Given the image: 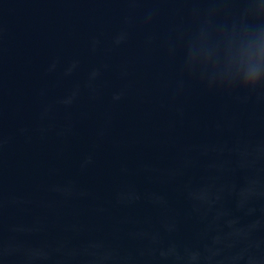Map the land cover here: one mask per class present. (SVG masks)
<instances>
[{"label":"water","instance_id":"obj_1","mask_svg":"<svg viewBox=\"0 0 264 264\" xmlns=\"http://www.w3.org/2000/svg\"><path fill=\"white\" fill-rule=\"evenodd\" d=\"M264 0H0V264H264Z\"/></svg>","mask_w":264,"mask_h":264},{"label":"clouds","instance_id":"obj_2","mask_svg":"<svg viewBox=\"0 0 264 264\" xmlns=\"http://www.w3.org/2000/svg\"><path fill=\"white\" fill-rule=\"evenodd\" d=\"M241 86L249 89L264 86V62H261L259 58L249 65L248 71L241 81Z\"/></svg>","mask_w":264,"mask_h":264}]
</instances>
